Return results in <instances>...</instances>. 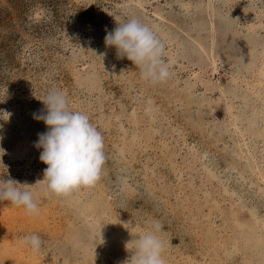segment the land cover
Wrapping results in <instances>:
<instances>
[{"label":"rangeland","instance_id":"obj_1","mask_svg":"<svg viewBox=\"0 0 264 264\" xmlns=\"http://www.w3.org/2000/svg\"><path fill=\"white\" fill-rule=\"evenodd\" d=\"M131 17L165 43L166 83L105 46ZM263 59L264 0H0V179L39 207L0 201V264H122L153 220L166 264H264ZM54 89L105 145L100 181L66 197L34 146Z\"/></svg>","mask_w":264,"mask_h":264},{"label":"clouds","instance_id":"obj_2","mask_svg":"<svg viewBox=\"0 0 264 264\" xmlns=\"http://www.w3.org/2000/svg\"><path fill=\"white\" fill-rule=\"evenodd\" d=\"M116 24L113 30H106L105 46L114 47L118 59L131 61L145 82L153 85L166 83L171 72L164 58L166 45L162 39L137 17L123 23L116 21ZM42 102L46 112L34 113L33 119L43 121L48 129L38 134L34 145L43 149L39 159L47 165L43 173L45 191L57 197H66L75 190L95 186L106 163L101 132L93 126L87 114L69 108L63 91H49ZM25 186L31 187L26 182L20 184L11 178L0 179V201L22 207L28 216H37L38 198L34 192L24 190ZM163 230L161 222L151 221L149 229L135 239L130 258L122 264H166ZM20 243L28 246L33 253L42 246L36 234L23 237Z\"/></svg>","mask_w":264,"mask_h":264},{"label":"bare ground","instance_id":"obj_3","mask_svg":"<svg viewBox=\"0 0 264 264\" xmlns=\"http://www.w3.org/2000/svg\"><path fill=\"white\" fill-rule=\"evenodd\" d=\"M262 58V57H261ZM264 60V59H263ZM259 75H261L263 78H264V66H262L261 68H260V71H259ZM195 76V75H194ZM197 76V75H196ZM259 82H261L260 84L262 85L263 84V82L264 81H260L259 80ZM254 96H259L260 94H259V92H257V91H254L253 90V93H252ZM240 131V130H239ZM244 145H246V148H248V143H246V142H244L243 143ZM24 151V150H23ZM247 151H248V149H247ZM26 155V154H25ZM262 169V168H261ZM251 173V172H250ZM263 175H264V173H262ZM252 176V175H251ZM261 177V176H260ZM260 179V178H259ZM110 198V197H109ZM77 199V198H76ZM81 203V202H80ZM100 220V219H99ZM101 222V221H100ZM105 226V225H104ZM93 227V226H92ZM97 228V227H96ZM254 228H256V225H254ZM99 229V228H98ZM98 231V230H97ZM100 231V230H99ZM104 232V231H103ZM100 234H101V232H99ZM112 233V232H111ZM109 234V233H108ZM122 237V236H121ZM115 238H118V237H115ZM125 238V237H124ZM130 239V238H129ZM237 239V238H236ZM90 240V239H89ZM91 241V240H90ZM126 242H128V241H126ZM4 245V244H3ZM253 245V244H252ZM251 246V245H250ZM8 248V247H7ZM255 249V248H254ZM31 260V259H30ZM33 264V263H32Z\"/></svg>","mask_w":264,"mask_h":264}]
</instances>
